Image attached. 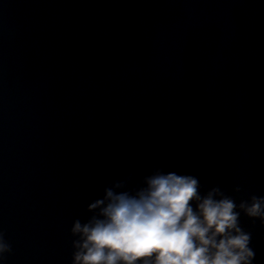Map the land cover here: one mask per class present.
<instances>
[{
  "label": "clouds",
  "instance_id": "1",
  "mask_svg": "<svg viewBox=\"0 0 264 264\" xmlns=\"http://www.w3.org/2000/svg\"><path fill=\"white\" fill-rule=\"evenodd\" d=\"M145 184L135 195L105 189L90 205L102 218L73 223V264H250L249 235L238 227L230 198L216 199L217 189L202 197L191 176L157 173ZM238 207L264 219V198ZM7 250L0 240V253Z\"/></svg>",
  "mask_w": 264,
  "mask_h": 264
}]
</instances>
